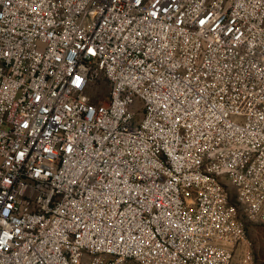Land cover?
I'll return each mask as SVG.
<instances>
[{"label": "built area", "instance_id": "1", "mask_svg": "<svg viewBox=\"0 0 264 264\" xmlns=\"http://www.w3.org/2000/svg\"><path fill=\"white\" fill-rule=\"evenodd\" d=\"M230 185L264 223V0H0V264H252Z\"/></svg>", "mask_w": 264, "mask_h": 264}, {"label": "rangeland", "instance_id": "2", "mask_svg": "<svg viewBox=\"0 0 264 264\" xmlns=\"http://www.w3.org/2000/svg\"><path fill=\"white\" fill-rule=\"evenodd\" d=\"M109 91L108 84L99 80L91 89L90 96L93 103H99L107 96ZM231 191V202L237 207L239 220L243 224L247 238L253 252L252 264H264V223L258 219L250 217L245 206L240 202L232 185L229 186Z\"/></svg>", "mask_w": 264, "mask_h": 264}]
</instances>
